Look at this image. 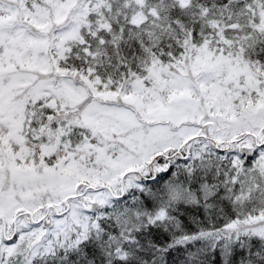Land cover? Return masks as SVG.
I'll return each mask as SVG.
<instances>
[{
	"label": "snow or ice",
	"instance_id": "1",
	"mask_svg": "<svg viewBox=\"0 0 264 264\" xmlns=\"http://www.w3.org/2000/svg\"><path fill=\"white\" fill-rule=\"evenodd\" d=\"M0 264H264V0H0Z\"/></svg>",
	"mask_w": 264,
	"mask_h": 264
}]
</instances>
